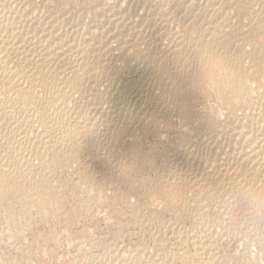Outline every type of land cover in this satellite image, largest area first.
<instances>
[{
	"label": "bare ground",
	"instance_id": "bare-ground-1",
	"mask_svg": "<svg viewBox=\"0 0 264 264\" xmlns=\"http://www.w3.org/2000/svg\"><path fill=\"white\" fill-rule=\"evenodd\" d=\"M50 5L0 0V162L13 167L0 170V191L12 189L17 196L30 197L48 177L61 142L82 133L86 141L77 150L100 151L118 135L120 123L143 120L138 111L143 104L169 110L209 83L225 110L191 113L187 106L179 107L183 144L171 146L173 159H164L168 168L158 173L155 185L181 201L187 199L185 189L200 190L202 196L192 200L199 212L191 203L192 209L185 211L190 222L177 218L169 224L154 217L148 229H154L151 239L157 250L194 238L197 248L217 255L220 244L215 238L223 225L216 232L214 219L227 216L232 206H250L236 224L227 216L234 225L220 230L227 235V253L217 255L216 264H237L242 257L244 264L257 263L249 260L246 248L237 251L240 244L248 247V233L264 220L261 210L255 211L258 205L264 208V0H94L72 16L65 6ZM248 58L254 61L253 72ZM262 70L256 84L250 81ZM122 71L128 72L123 80ZM66 116L76 118L78 131L58 127L57 120ZM33 131L37 138H31Z\"/></svg>",
	"mask_w": 264,
	"mask_h": 264
},
{
	"label": "rangeland",
	"instance_id": "rangeland-1",
	"mask_svg": "<svg viewBox=\"0 0 264 264\" xmlns=\"http://www.w3.org/2000/svg\"><path fill=\"white\" fill-rule=\"evenodd\" d=\"M34 1L39 6H44V4L45 6L50 4V6L55 5L53 7L56 8H59L60 5L65 6L67 9L65 13L67 14L68 12V15L72 16L73 14L76 15L78 12L83 13L81 9L94 0ZM64 3L65 5H63ZM245 62L247 66L250 65L249 67H253V59L248 58ZM249 71H255V67ZM136 73L139 74V72H135V74ZM127 74V71L124 73L122 71L121 75L119 74L121 77L120 79L123 80L127 78ZM260 74L263 75V70L261 73L260 71H257V73L255 72V75L253 73L254 77L252 75L250 81H254L253 83L256 84L262 76ZM204 85L194 90L193 95L182 97L180 102H177V106L175 104L169 106V110L163 107H160V109L152 103L153 106L150 103V105L148 103L145 104L146 106L143 104L142 107L144 106L147 109L143 107L142 110L141 107V110L138 108V111L142 112L141 115L146 117H143V120H146L149 124L143 120L138 123L128 122L129 120H127L125 122L126 124H123L124 126L120 123L121 125L119 124L116 127V130L118 129L117 131L119 132L118 135L110 139L106 144L107 147L105 146L106 148L100 151L91 149H82L78 151L77 149L86 141V137L84 134L82 135V133L75 136L71 142H61L60 148L57 149L56 159L50 169H48L49 175L46 178L47 182L45 181L46 179L43 180L42 187L30 197L24 199L20 195L17 196L18 193L14 192L12 189H8L6 192L0 191V264H142L140 262H143V264H150L152 261H154L152 263L156 264H168L167 262L170 260L171 263L169 262V264H204L205 262L206 264H216V256L227 253V245L226 242H224L227 241V239H223L227 238V235H220V230L226 229L228 226L234 225L233 223L236 224L240 220L242 221L243 215L252 210L250 206H244L242 204L236 207H230V212L227 216L228 219L233 220V223L226 219L227 216L219 218V222L214 219L216 221V226L213 227L216 232L218 227H220L219 225L222 224L224 226L226 224L227 226L223 227L221 225V229L219 228L216 234L217 237L215 239H217V243L220 244V246L224 245V248L223 246H219L216 251L219 253H215L217 255L209 253L211 252L209 248H205L206 250L197 248L195 246L196 244L193 242L194 238L192 240L191 238H183L180 243L172 244L174 245L173 247L169 245V247L172 248L157 250L151 239V233L154 229H148L149 226H151L150 220L154 217H159L158 220L163 218V221L166 219L165 222L169 224H171V222L173 223L177 218H180L178 220L179 222H190L192 217L186 215L185 211L194 207V201L192 202V200H194L195 197L202 196L200 190L187 188L185 192L188 193H186L188 197L186 196L187 199H185V201L182 200V202L178 197H170L162 191L156 190L155 185L158 179V173L160 172L163 174L166 168H168H164L166 165L164 159L166 160L168 156L173 159L171 146H180L179 144H183L180 141L183 137L180 128L182 129L181 125L184 123L181 114L182 107L187 106L191 113L193 109V113H196V110L202 111L205 109L209 111L215 109L225 110L222 103H220L222 100L219 99L213 86L209 83ZM213 106L216 107L214 108ZM158 110L160 111L158 112ZM166 110L169 112L167 113L168 115L163 113L164 111L167 112ZM57 114L58 112L56 116H58ZM156 116L160 119H156ZM66 117H64L65 119L62 118V120H60V118L58 119L59 121L57 120V125H60L58 127L61 129L67 127L68 130L75 129V131H78V129H80V124L76 118ZM66 120L68 122H66ZM150 120L152 121L151 123ZM59 122L62 123L59 124ZM67 128L65 130H67ZM33 132L30 134L31 138H37L38 133ZM166 149L168 151L167 153ZM17 156L16 160H18V157L20 160V156ZM0 163H3L0 164V170H6L7 167L8 171L13 169L12 166H8L7 161H1ZM6 163L7 166L5 165ZM164 183V186L168 185V183ZM31 186L30 183H25L24 185L25 188H31ZM133 186H137L138 189L136 191L133 190ZM190 191L192 192L190 193ZM161 193L162 195H160ZM171 199L174 200L175 206L171 204L173 203ZM38 200H43L44 203H39ZM179 204L183 205L179 206ZM138 207H141V209ZM9 209L15 218L11 217ZM195 209L194 207V212H199V209ZM206 209L208 210L210 207L207 206ZM260 210L264 214V208L258 205L255 211L260 212ZM209 213H212L211 210ZM143 215H148V218ZM137 216H139V220ZM149 216L152 217L150 218ZM145 218H147V221ZM220 221L223 222L221 223ZM262 226H264V220L260 226L261 228L259 227L256 231L252 232L255 235L251 232L248 233V247L240 244L238 249L240 247L241 249L237 251L242 253L246 248V252L248 251L247 254H249V260L250 258L251 261H254V259L257 260V263L254 264L264 263V227L262 228ZM249 236L253 237L254 240ZM258 236H260V238ZM187 239H189V241ZM239 240L243 242V239ZM249 240L253 241L250 242ZM221 241L222 243H220ZM173 248L176 251H174ZM251 248L253 249L251 250ZM222 249L223 251L225 250V252H221ZM166 250L167 252L169 251L168 254ZM199 250H201V252ZM131 252L134 253L132 254ZM202 252L203 254L201 255ZM183 255L188 256L184 257ZM123 256L129 257V260L121 262L120 260H122ZM158 257L161 258V260L158 259ZM167 257L168 260H166ZM198 257H200V259ZM138 259H140V262ZM181 259H183L184 262H180ZM241 259L237 260L239 261L237 264H244L245 258L242 257ZM259 261H261V263Z\"/></svg>",
	"mask_w": 264,
	"mask_h": 264
}]
</instances>
